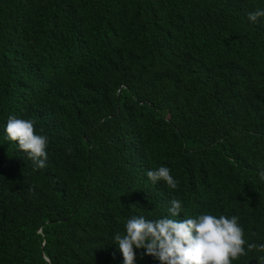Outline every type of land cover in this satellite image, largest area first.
<instances>
[{"label":"trees","instance_id":"16d2710c","mask_svg":"<svg viewBox=\"0 0 264 264\" xmlns=\"http://www.w3.org/2000/svg\"><path fill=\"white\" fill-rule=\"evenodd\" d=\"M256 9L264 0H0V264H123L114 234L172 198L187 215H236L264 243ZM9 115L49 137L46 168L7 140ZM159 166L177 189L148 180ZM142 253L135 264H159Z\"/></svg>","mask_w":264,"mask_h":264},{"label":"clouds","instance_id":"9594fccd","mask_svg":"<svg viewBox=\"0 0 264 264\" xmlns=\"http://www.w3.org/2000/svg\"><path fill=\"white\" fill-rule=\"evenodd\" d=\"M259 18H264V9L247 13L252 23ZM4 132L7 140L15 142L32 162L34 170L47 167L49 137L36 133L34 120L9 115ZM258 175L264 181V170ZM146 176L153 184L163 182L173 190L178 187L167 166L148 170ZM168 203L167 215L158 218L133 215L126 220L123 234H114L112 244L118 248L123 264H135L138 249H143L142 257L150 256L159 264H232L250 251L264 253V243H249L244 238L238 216L207 212L187 215L180 199L172 198ZM257 260L258 264H264V255Z\"/></svg>","mask_w":264,"mask_h":264}]
</instances>
